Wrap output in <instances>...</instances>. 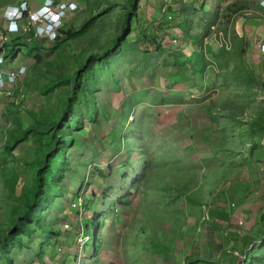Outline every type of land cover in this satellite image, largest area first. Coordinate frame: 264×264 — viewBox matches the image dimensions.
<instances>
[{
	"label": "rangeland",
	"instance_id": "1",
	"mask_svg": "<svg viewBox=\"0 0 264 264\" xmlns=\"http://www.w3.org/2000/svg\"><path fill=\"white\" fill-rule=\"evenodd\" d=\"M77 1L80 5L66 17L64 25L78 28L88 16L101 14L102 8L115 0ZM151 4L152 1L148 2V5ZM167 6L152 8L148 12L150 15L158 9L169 12ZM169 8L173 11L170 10L167 17H172L158 20H167L168 23L160 27L162 32H167L163 44L171 48L175 46L186 53L182 56L185 59L192 48L191 38L187 34L181 35L180 29L175 26V22H178L175 8L178 7ZM138 10L141 15L145 7L139 4ZM109 12L106 22L103 15L98 21L90 23L93 28L88 34L70 38L59 49H41L40 53L34 52L28 60L25 57L28 50L24 46L22 51L14 55H4L5 61L1 67L5 71L10 70L5 69V65L11 59H18L19 65H25L26 69L22 73L25 75H21L20 80L11 85L13 89L17 87L13 95H0L1 220L10 216L13 198V189L2 183L3 172L18 175L19 189L23 185L28 187L32 170L25 162L36 155V141L28 140L19 144L13 158L6 162L1 158L6 137L11 133L10 130L18 132L22 129H18L20 120H24L23 125H26L32 117L39 116L42 110L50 112L59 108L60 97L67 93L70 85H58L53 91L44 93L46 81L60 73L72 74L73 68L82 59L76 56L81 53L86 55V50L92 49L95 38L99 44L105 42V37H108L106 32L113 29L111 25L115 17L113 8ZM134 26L138 31L142 29V26L136 27L135 23ZM206 28L203 25V30ZM221 29L219 32H223ZM134 33L132 30L130 35ZM229 34L232 43L222 46H230L227 50L232 52L231 46L235 42ZM128 39L131 38L128 36ZM196 39L195 34L193 40L196 42ZM0 40L1 52L6 42L2 35ZM223 40L226 41V35ZM207 46L204 47V56L209 50ZM10 47L11 44H8L6 51ZM197 47L194 45L193 51ZM218 48L219 45L214 46L212 55H209L214 66L206 67L203 78L200 73L202 61L197 52L190 56L192 68L187 69L186 73L183 68H177L179 63L174 66L168 61L171 55L167 53L136 59L135 56L141 51L131 50L134 55V62L131 63L133 67L129 66L127 70L133 73H124L126 63H114V72L103 75L100 79L101 87L98 92L96 90V98L104 103L98 111L100 123L88 119L85 102L81 103L79 114L83 121L80 122L81 127L73 128V134L77 132L82 137H75L70 150L69 145L66 150L63 149L66 157L72 159L73 170L65 174L61 191L55 194L53 205L49 204L41 213L43 224L50 228L38 227L25 237V244L32 246L25 245L24 248L14 250L16 264H231L233 256L242 255L243 249L253 248L254 244L247 247L240 239L235 243L229 231H238L240 237L245 234V230L252 231L256 225L261 224V220L256 217L264 212V155L260 159L261 155L257 157L255 153H249V150H245L246 156L243 155L245 151L242 150L241 134L235 133L232 125L228 137H232L230 146L236 153H228L232 155L228 157L226 131L222 129L221 123H224L225 112L226 115L236 113L243 120H252L258 114L257 111L261 110V105L263 108L264 86L260 83L256 86L257 106L254 104L243 111V97L240 94L243 86L236 87L230 75L226 81V69L229 64L239 62V57L233 50L236 54L229 55L230 61H226L229 64L225 65L221 57L223 54L216 51ZM258 59L255 56L250 63L261 81L264 68H261ZM219 61L222 68L216 70L214 67ZM137 62L144 63L145 67H136L134 64ZM136 70L142 72L138 74ZM113 73L116 74L117 83H113L110 77ZM176 94L183 98L167 97ZM180 99L185 102L181 103ZM246 101L247 98L244 103ZM126 112L131 118V121L126 122L128 129L124 126L123 118L121 120L118 116ZM230 122L234 123L232 120ZM115 124L122 126L123 130L127 129L136 151L144 152L145 146L148 149L144 158L146 164H150V169L145 179L138 181L141 180L139 176L145 172L140 171L142 163L136 159L133 166L140 175L135 177L133 174L128 179L126 192L122 191L120 172L121 169L123 173L129 169L116 166L119 162L118 150L109 146H106L105 151L100 150L104 137H108L106 142H112L108 133ZM218 124L221 125L217 127ZM132 125L136 126L133 132L130 128ZM250 129L256 131L255 150L260 152L264 149V127L255 126ZM82 140L87 146L80 145ZM131 171H134V167ZM177 171H187L188 175H178ZM154 173L158 179L153 178ZM105 175H109V194L105 192ZM133 180L136 182L133 183ZM72 198H76L77 202L74 203L75 199ZM105 201L109 205L106 210L108 220L100 224V214L95 226L94 214L97 218L100 209L105 210ZM226 214L230 216L229 219L225 218ZM89 217L90 220L93 217L90 223L92 232L95 227L94 240L98 241L95 245L94 242L92 245L86 244V240L93 237L85 229V220ZM43 239L46 242L41 243ZM39 245L41 249H38ZM0 264H6L1 255Z\"/></svg>",
	"mask_w": 264,
	"mask_h": 264
},
{
	"label": "trees",
	"instance_id": "2",
	"mask_svg": "<svg viewBox=\"0 0 264 264\" xmlns=\"http://www.w3.org/2000/svg\"><path fill=\"white\" fill-rule=\"evenodd\" d=\"M139 4L140 0H115L113 2H109L108 6L102 8L101 14H92L88 16L78 28H73L72 26L63 24L59 28V32L55 40L35 38L33 32H31L32 34H30V36L15 35L13 40H10L11 42L7 43V45L11 44L10 49H7L6 51L7 55H14L19 51H22V46H24L28 50V54L25 56L26 60H28L34 52L40 53L41 49H59L63 47L64 43L70 38L78 36L83 37L93 28L90 25L91 22H95L96 20L98 21V19L103 15L105 17L104 21L106 22L110 16V9L113 8L115 12V17H113L112 21L113 24L111 25L113 29H111L110 32H106L108 37H105V42L99 44L95 38L92 49L88 48L86 50V55L81 53L76 56V58L81 56L82 59L79 60V62L77 61L79 64L76 68H73L74 71L72 74L60 73L54 78L51 77L48 79V81H46L43 89L44 93L53 91L58 85H70L69 90L66 91L67 93L60 97L59 108H57L56 111L50 112L49 110H42L41 113H39V116L37 115L32 117L31 122H28L26 125H23L24 120H20V127L18 129H22L18 132L16 130H10L11 133H9V136H7L6 140L4 141L1 158H3V160L6 162L13 158L14 150L19 144L28 140L36 141L34 148L36 153L35 157L31 160H28L27 162L24 161L31 167L32 170L31 183L28 185V187L23 185V188L19 189L18 175H7L5 171L3 172V185L13 189V198L11 199L9 211L10 216H8V218L6 217L4 221L0 219V255L4 258L6 264H16L13 257L15 249L24 248L26 247L25 245L32 246V244H25L27 241L25 240V237L27 235H31L33 231L38 229V227L50 228L49 226L43 224L41 213L45 208L48 207L49 204L53 205L55 194L61 191V183L65 174L73 170L71 157H66L64 153L68 145V149L70 150V147L73 145V141L75 140L76 136L79 138L82 137L77 132H74L73 134V128L81 127L80 122L83 121L81 118L82 116L79 114L80 110L82 109L81 103L85 102L84 107L86 108V111H88V119L92 122H96L97 124L100 123L97 116L100 106H104V103L99 102L96 98V90L98 92L99 88L101 87V77L105 74L114 72V63H126L127 66L124 73H126V71L133 73L134 71L130 72L127 69L129 66H131V63L134 62V60H132L134 55L131 50L135 49L141 51L138 56H135L136 59H140L142 57L147 58L149 56L157 57L160 54L164 55L167 53L173 56H169L170 58L168 57V61H171V64L174 66L176 63H179L177 68H183L184 73H186V70L190 67L192 68V59H189L190 55H187V57L183 59L182 56L186 55V53H182L181 50L177 49L175 46H173L174 48H171L172 46L163 44L167 32L164 33L160 30L161 25L156 26L154 29H149V31L146 28H143V30L141 29L138 31V33H135V36L130 35L132 30H135L134 23L139 14ZM128 36L131 38L130 40L128 39ZM17 40H20V42H17ZM131 47L132 49H130ZM204 47L206 46L204 45ZM209 47L207 46L208 49ZM204 51L205 50L203 48L201 51L202 56H204ZM209 51L211 50L209 49ZM217 51L218 53L223 54L221 57L223 58L225 65L229 64L226 63L227 60L230 61L229 55L234 56V54H236L233 50H231L232 52H229L225 46H220ZM236 52L239 57V62L236 61L234 65L229 64V67L226 69V81L230 75L232 76V80L236 87L243 86V91H241L240 94H242L241 96L243 97L242 109L243 111H246V109L253 107L254 104L257 106V103L255 102L257 100V91L255 89L259 83L260 85L264 86V73L263 75L261 74L262 80H258L255 70L252 67V63H250L252 58H246L247 52L245 45L236 50ZM198 58L202 61L200 73L202 74L203 78L205 76L206 67L208 64L209 66H213L214 63L211 61V59L207 60L206 62V58H202L201 55ZM35 60L36 59L34 57V61ZM220 63V61L217 62L214 68L217 70L221 69L222 67ZM134 65L138 68L143 66L145 67L144 63L137 62ZM136 71L138 74L142 72L140 70ZM110 77L112 80H114L113 83L118 82L115 73H113V76L110 74ZM210 83H212V80ZM167 97H170L171 99H177V97L181 99L183 98V96L180 94L177 96ZM246 98L247 101L244 103ZM181 99V103L185 102ZM254 109H256V107ZM74 112L77 114L75 115ZM257 112L258 114L249 121L241 119L236 115V113L226 115L225 112V114H223V116H226L224 123H221L222 129L225 128L226 131V155L228 153H236L235 150L232 149V146H230L232 137H228L229 133H231L230 127L234 125L235 133H239L238 135L241 134L242 150H249V153L253 152L257 155V157L261 155L260 159L262 158L264 155V149L260 152H256L255 147L257 144L255 141L257 139V135L255 134L256 131L251 130L250 127H264V104L263 108L261 105V110ZM118 116L121 118V120L123 118L124 126L127 128L126 122L128 120L131 121L130 116H128V112L125 114L119 113ZM236 117L239 118L236 119ZM230 120H232L234 123H231ZM136 122L138 121L136 120ZM221 124H218L217 127H219ZM130 128L133 132L136 129V126L132 125ZM127 129L123 130L122 126L119 127L117 124H115L112 130L110 132L108 131V135L112 137V142H106L108 137H104L100 149L101 151H105L107 149L106 146H109L115 150H118L117 153L119 155V162L116 164V166L123 168L127 167V169H129L128 172L125 171L123 173L122 169L120 172L123 181L122 191L125 192L129 181L128 179L132 177L133 174H135V177L140 175V173L135 170V166H133L136 159H140V163H142L140 171L142 172L143 170L145 172L139 176L141 180L138 181L144 180L145 175H147V170L150 169V164H146V159L144 158V154H146V152L148 153V149H146L145 146L144 152L136 151L135 147L131 144V139L128 137L126 132ZM231 143L233 145V142ZM80 145L87 146L84 140L81 141ZM63 149L65 150L63 151ZM132 152L134 155H132ZM231 154H228L227 156L229 157ZM243 155H247L246 151ZM180 162L182 163V161ZM230 163L235 164L233 162ZM159 165H161L160 162ZM132 167H134V171H131ZM187 167L190 168L188 165ZM186 172L187 171H177V174L182 175L185 173L184 175H186ZM152 176L154 179H158L157 174L154 173ZM103 179L107 185L105 187V192L109 194L111 192V190L108 188L109 175H105ZM164 181L165 178L163 177L162 182ZM134 182L136 181L133 180V183ZM163 186H166V184H163ZM117 191L120 190L118 189ZM6 196L8 197L9 195L7 194ZM72 199H75L74 203L77 202L76 198ZM103 203L106 205L104 210L105 213L101 208L98 213L96 212L98 215L97 218L94 214L95 220L93 219V225L95 226H97L100 216V224L106 223V219L108 220V212L106 210L109 209V205L107 201ZM92 218L93 217H91L90 220L89 217L85 220V229L87 230L88 235L93 234L91 239L88 236L89 239L86 240L87 245H92V242H94L95 245V243L98 242L97 240H94L93 232L95 231V227L94 231L92 232L93 228L90 223ZM225 218L229 219L230 216L226 214ZM256 219L261 220V224L259 226L256 225L252 231L245 230V234L243 236L239 237L238 231H229L230 234L233 235L235 243H237L240 239L243 242V245L247 247L250 244H254L253 248H248L247 250L243 249L242 255H236L235 257L233 256L231 264H264V212L258 215ZM42 242H46V240L43 239L41 240V243ZM38 249H41L40 245L38 246Z\"/></svg>",
	"mask_w": 264,
	"mask_h": 264
},
{
	"label": "crops",
	"instance_id": "3",
	"mask_svg": "<svg viewBox=\"0 0 264 264\" xmlns=\"http://www.w3.org/2000/svg\"><path fill=\"white\" fill-rule=\"evenodd\" d=\"M19 1L21 0H0V35L6 32V27L8 25V20L5 16L6 9ZM30 1L36 5L42 3L44 0ZM150 1H152L153 4L148 5ZM140 4L145 7V10L141 15L138 14L135 24L136 27L142 26V30L143 28L147 30L154 29L158 25L163 27L165 24H168L166 21L160 22L158 21L159 19L156 20V15H154V13L152 14L153 16L150 15L148 11L152 8L166 7L168 5L167 8L170 12V10L173 11L172 8H169L170 6L178 7L175 8V12L178 14V22H175V26H178L181 35L187 34L191 38V51H193L194 45L199 47L192 53L190 51V56L193 55L194 52H197L198 54H196L198 57L201 55V57L206 58V60L212 59L209 58V55H212L211 52L213 53L214 46L219 45V47H222L220 42H222V38H224L225 35L226 43H228V45L232 43L229 39L230 36H228V33H230L229 35L234 38L235 42L233 46H231L233 50L236 51L245 45L247 52L246 58L247 55L249 58L258 56L259 65L262 69L264 68V7L260 5L259 0H162L161 2L158 0H140ZM169 12L163 9L162 13L164 15L160 20L169 18L167 17ZM156 14L158 15L159 12H156ZM203 25L207 27L204 30ZM220 26L223 29H221ZM219 29L223 30V32H219ZM137 31L136 28L134 32L138 33ZM135 33L134 36L136 35ZM221 33L223 34L220 35ZM195 34L197 35L196 42L193 40ZM14 37L15 35L11 37V40H13ZM1 43L0 40V44ZM7 43L4 44L5 50L7 48ZM208 43H212V45H209L211 51H206V56H202L201 51L204 45L207 46L206 44ZM229 47L230 46L226 47V49H229ZM19 64L20 62L18 59H16V61L15 59H11L7 61L5 69H11Z\"/></svg>",
	"mask_w": 264,
	"mask_h": 264
},
{
	"label": "built area",
	"instance_id": "4",
	"mask_svg": "<svg viewBox=\"0 0 264 264\" xmlns=\"http://www.w3.org/2000/svg\"><path fill=\"white\" fill-rule=\"evenodd\" d=\"M233 1V0H228ZM261 6L264 7V0H259ZM77 0H44L41 4H34L29 0H22L15 8L18 15H13L15 28L8 29L3 36V41L7 42L11 39L13 33L29 34L32 29L35 37L46 38L47 40H55L59 32V28L64 24L66 17L78 8ZM23 5V7H21ZM13 8L9 6L7 10ZM163 9H158L156 12L162 13ZM171 18L172 16L169 15ZM10 23V20H9ZM8 23V25H9ZM223 40V38H222ZM223 40L221 45H226ZM5 49L0 52V95H13L15 89L12 84H16L20 80V76L25 71V65L16 66L8 71H5L1 64L4 63Z\"/></svg>",
	"mask_w": 264,
	"mask_h": 264
},
{
	"label": "clouds",
	"instance_id": "5",
	"mask_svg": "<svg viewBox=\"0 0 264 264\" xmlns=\"http://www.w3.org/2000/svg\"><path fill=\"white\" fill-rule=\"evenodd\" d=\"M22 1V0H21ZM21 1H19V2H17V3H15V4H12L11 6H13V8H11V9H9V10H7L6 9V11H5V16H6V19L8 20V23H9V20H10V23H9V25H7V27H6V30L8 29V26H9V28L10 29H14L15 28V21L14 20H11V19H13L12 17H13V15H18L19 13H18V11H17V9L15 8V6H17ZM30 1V0H29ZM31 2V1H30ZM40 4V3H39ZM21 7H23V5H21ZM13 35H27V34H16V33H13L12 35H11V37L13 36ZM28 35H30V34H28ZM11 40V39H10ZM10 40H8L7 42H9ZM6 42V43H7ZM6 51V50H5Z\"/></svg>",
	"mask_w": 264,
	"mask_h": 264
},
{
	"label": "bare ground",
	"instance_id": "6",
	"mask_svg": "<svg viewBox=\"0 0 264 264\" xmlns=\"http://www.w3.org/2000/svg\"><path fill=\"white\" fill-rule=\"evenodd\" d=\"M163 11V10H162ZM156 15V19H160L161 17H163V13L159 12V14L157 15L156 13L154 14Z\"/></svg>",
	"mask_w": 264,
	"mask_h": 264
}]
</instances>
